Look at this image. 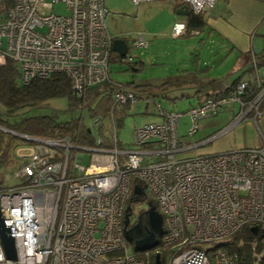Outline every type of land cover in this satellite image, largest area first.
Instances as JSON below:
<instances>
[{"label":"built area","instance_id":"2783aa9c","mask_svg":"<svg viewBox=\"0 0 264 264\" xmlns=\"http://www.w3.org/2000/svg\"><path fill=\"white\" fill-rule=\"evenodd\" d=\"M178 1L202 15L215 4ZM56 2L67 14L53 10ZM106 14L104 0H0V65L6 58L14 60L22 82L63 72L83 99L87 88L108 77L114 36L107 30ZM184 33L185 23L174 22L170 35ZM130 44L145 48L148 42L136 32ZM126 59L132 57H121ZM252 64L256 66L253 58ZM246 85L240 80L221 86L185 111L156 105L160 120L132 129L133 144H152L149 148L123 146L114 118L99 114L92 116L99 131L92 145H79L69 134H19L28 141L14 146L12 177L0 181V216L13 239V257L0 239V264H150L158 251L163 264H236L223 246L230 235L244 224L264 233V140L218 152L182 153L244 119L258 124L264 115V76L256 75L257 90L247 101ZM136 99L122 87L114 95L116 104ZM227 105L233 111L238 105V110L213 138L194 145L181 141L180 117L188 116L186 134L192 136L201 118ZM133 185L144 190V195L132 193L135 199L150 200L148 191L162 215V232L149 249H135L124 232L125 207L130 206L126 198ZM147 228L144 221L142 230Z\"/></svg>","mask_w":264,"mask_h":264},{"label":"rangeland","instance_id":"374dc122","mask_svg":"<svg viewBox=\"0 0 264 264\" xmlns=\"http://www.w3.org/2000/svg\"><path fill=\"white\" fill-rule=\"evenodd\" d=\"M172 0H143L133 3L130 0H104L107 8L105 17L108 32L113 36H118L126 40L128 50L126 55H130L132 60L140 59L143 64L138 70H133L129 64L117 61L118 53L111 51L108 62V75L112 81L122 82H148L157 83L165 77H173L180 73L182 69H196L197 66H206V69L200 72L208 77H216V84H220L229 74V68L234 61V56L227 58V50L217 44L216 37L206 36L201 32L197 35H179L173 37L167 30L169 13L168 4ZM53 10L60 14H67L62 3L53 4ZM171 14V12H170ZM183 16L181 15V18ZM136 32H141L148 41L145 48L131 47V40L135 37ZM260 37H256L254 44ZM215 40V41H214ZM5 42V41H4ZM255 46V52L261 48ZM259 49V50H258ZM114 57V59H112ZM127 60V59H126ZM190 88L182 86L162 90L166 93L182 92L185 96L169 99L157 97L154 99L163 110L185 111L189 104H192ZM136 95L141 96L143 93L138 88H133ZM172 95V94H171ZM156 102L146 103L143 98L138 97L134 104L124 106L117 104L116 109L120 112V123L117 127L119 140L125 147L145 148L143 145L133 144L132 129L134 126L151 121H157L155 114ZM90 100L83 99L82 103L70 106L65 98H52L40 103H32L20 106L17 109L8 110L0 105V116L12 118L19 112H25L28 115L54 113L58 121L82 119L86 129L96 134L93 119L89 107ZM227 105L213 116L201 118L198 121L197 131L194 135H187V126L189 118L187 115L180 117L177 126V133L181 141L186 144H199L207 139L213 138L218 132L226 127L232 120L234 113ZM238 105H235V111ZM10 112V113H8ZM258 124L254 123L252 132L244 124H237L229 132L215 137L208 143L199 144L189 149L193 152L201 151L202 153L218 152L229 148L230 146L247 145L251 139H254V145L264 140V116L258 119ZM8 132V131H7ZM10 133V132H9ZM17 141H13L6 163L0 167V181H8L13 174L15 165V156L13 149ZM204 151V152H203ZM87 160V154H84V162ZM132 189L130 188V192ZM151 196L148 191L146 192ZM129 197V194L127 198ZM147 207V200H138L130 202V222H133L137 214L144 211Z\"/></svg>","mask_w":264,"mask_h":264},{"label":"trees","instance_id":"16d2710c","mask_svg":"<svg viewBox=\"0 0 264 264\" xmlns=\"http://www.w3.org/2000/svg\"><path fill=\"white\" fill-rule=\"evenodd\" d=\"M205 26L206 20L204 15L193 13L188 8L184 34L190 35V32L193 30L201 31ZM118 57L120 58L117 61L129 64L133 70H138L143 64L139 59H131L129 61L121 60V56ZM251 58L256 61V66L254 67L251 63L250 69L256 71L257 67L264 65V47H262L259 53H252ZM112 59H114V57ZM204 68L206 69V66L203 67L199 65L196 69L192 70L185 68L173 77L167 76L159 80L157 83L128 81L125 85L122 82L112 81L108 75L106 80L87 88L84 98L90 100V103L87 106L90 109L91 116L94 114H99L105 117L112 116L115 120L116 127H118L121 117L119 116L120 112L116 109L117 104L114 102V95L120 91L121 87L133 91V88L141 90L145 87L149 88L150 86L163 87L182 85L191 82L200 83L202 80V73L200 71ZM240 80V77L237 76L230 84L233 85ZM216 81L217 79H213L206 82L207 84H211ZM246 82L245 95L243 96L245 101L251 99L257 90L255 79L248 78ZM210 89L211 87L207 88L205 91L206 95L210 94ZM155 95L157 94L147 92L145 98L138 95H136V98H143L146 103L153 101L156 102L153 98ZM162 96L170 98L169 94L163 93ZM52 98H65L70 106H77L82 103L84 99L75 95L68 76L63 72L56 71L47 77H34L27 82H22L20 80L17 64L14 60L6 58L4 63L0 65V105L8 110H13L26 104L40 103ZM148 98L151 101H146ZM122 105L127 107L132 104L126 102ZM156 105H158L157 102ZM159 108L162 109L161 106H159ZM156 114L158 113L156 112ZM0 126L13 131L9 133L6 130L0 129V167L7 162L6 159L9 155V149L13 141H17L16 144L21 141H28L25 138H22L19 134L33 137H53L62 134H69L72 136V140L75 143L87 146L95 144V135L99 133L98 130H95V135L90 133L86 129L81 118L68 121H58L54 113L28 115L25 112H19L12 118L0 116ZM101 138L103 143H105V137L101 136ZM152 146V144H146L145 148ZM132 182L136 183L137 180L132 179ZM146 196L152 201V203H155L151 196L147 194ZM132 201H135V196H133L132 193H129V197L126 198V204L130 205V202ZM250 227L249 224H244L223 243L225 250L233 255L236 264H264V233L259 229L256 234H253L250 231ZM154 254L151 255L150 264H153ZM158 255L160 264H163V253L158 251Z\"/></svg>","mask_w":264,"mask_h":264},{"label":"crops","instance_id":"0c3cea01","mask_svg":"<svg viewBox=\"0 0 264 264\" xmlns=\"http://www.w3.org/2000/svg\"><path fill=\"white\" fill-rule=\"evenodd\" d=\"M182 5L183 3H181L180 1L172 0L170 4H168L167 6V10L169 13L167 30L169 31V34L171 32V27L174 22L180 21L185 23L186 21L187 14L182 15L177 12V10L179 9L181 10ZM181 15L183 16L182 18ZM204 17L206 20L205 28L202 29L201 31L194 30L193 32H190V35H197L203 32L206 38L216 37L217 38L216 43L218 45L220 44L223 49L227 50V58L234 56V61L232 62L229 71L227 73L229 74L228 77L221 80L222 82L220 84H216L218 81L216 77H208L207 75H204V73L202 72V80L200 83L191 82L176 86H163V87L150 86L149 88L145 87L144 89L140 90L143 93L141 95L142 97L145 98L147 92L148 93L152 92L157 94L153 96L154 99L156 98V96L163 97L162 96L163 93L169 94L170 100L174 98H179L181 96H185V94L182 92L166 93L162 90L169 89L172 87L178 89L181 88L182 86H186L191 89L190 94L193 97L192 104H189L188 105L189 107L191 105H195L200 101H202L206 96L205 91L209 87H211L210 91L215 90L217 88H220L221 86L230 84L231 81L237 76H239L241 80H247L248 78L254 80L257 74L259 76H264V65L257 67L256 71L254 69H250V65L252 63L251 62L252 53H259L262 47H264V0H215V4L212 10L209 12V14L204 15ZM257 36L260 37V39H258V42L255 41L256 42L255 45L254 40ZM257 44H259L260 47L259 46L258 47L261 49L260 50L258 49L259 51L255 52L254 48L255 46H257ZM213 79H217V81L214 83L212 82L211 84L209 83L207 84L206 81ZM157 104L159 105V103ZM228 110L232 111L235 115L234 112L235 110L233 111L231 107H229ZM156 117H157L156 120L159 121L160 116L156 114ZM237 124L240 125L244 124V126L249 128L251 132L252 129L254 128V123L249 119H244ZM236 125H234L233 127H235ZM198 128H200V126ZM244 146H254V139H251L250 143L248 145L246 143V145ZM244 146L240 145L239 147H244ZM192 153L193 151L188 150L183 152L182 155L188 156L191 155ZM195 153H202V152L196 151Z\"/></svg>","mask_w":264,"mask_h":264},{"label":"water","instance_id":"95a60500","mask_svg":"<svg viewBox=\"0 0 264 264\" xmlns=\"http://www.w3.org/2000/svg\"><path fill=\"white\" fill-rule=\"evenodd\" d=\"M177 12L182 15H186L188 12L187 6L183 4L181 10L179 9L177 10ZM127 50L128 46L126 40L118 37L113 39L112 51L118 53L119 56H124L127 53ZM0 129L11 132V130H8L1 126ZM132 193L136 196L141 194L144 195V190L138 185H133ZM130 213V206L127 205L125 207L123 223L124 232L128 240L133 243L135 249L137 250L152 248L156 243V236L162 232V215L156 209L155 205L150 200H148L147 208L141 213L142 215H144L148 228L146 230H142L139 221L128 227ZM257 230V226L250 227V231L253 234H256ZM7 231L8 228L4 226L2 218L0 216V239L7 255L12 256L11 252L13 251V239L7 234ZM153 264H160L158 253L154 254Z\"/></svg>","mask_w":264,"mask_h":264},{"label":"flooded vegetation","instance_id":"af4514ba","mask_svg":"<svg viewBox=\"0 0 264 264\" xmlns=\"http://www.w3.org/2000/svg\"><path fill=\"white\" fill-rule=\"evenodd\" d=\"M142 212H140L139 214H137V216L135 217L134 221L133 222H130V215H129V223H128V227L133 225L134 223H136L137 221L140 222V225L142 227V225H144V221H145V218H144V215L141 214Z\"/></svg>","mask_w":264,"mask_h":264},{"label":"clouds","instance_id":"9594fccd","mask_svg":"<svg viewBox=\"0 0 264 264\" xmlns=\"http://www.w3.org/2000/svg\"><path fill=\"white\" fill-rule=\"evenodd\" d=\"M187 10H188V7H187ZM114 38H116V37H114ZM126 55V54H125ZM122 57V56H121Z\"/></svg>","mask_w":264,"mask_h":264}]
</instances>
